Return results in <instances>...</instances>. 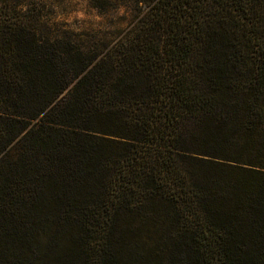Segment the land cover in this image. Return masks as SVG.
<instances>
[{
  "label": "trees",
  "instance_id": "obj_1",
  "mask_svg": "<svg viewBox=\"0 0 264 264\" xmlns=\"http://www.w3.org/2000/svg\"><path fill=\"white\" fill-rule=\"evenodd\" d=\"M134 1L98 48L0 0V264H264V0Z\"/></svg>",
  "mask_w": 264,
  "mask_h": 264
},
{
  "label": "rangeland",
  "instance_id": "obj_2",
  "mask_svg": "<svg viewBox=\"0 0 264 264\" xmlns=\"http://www.w3.org/2000/svg\"><path fill=\"white\" fill-rule=\"evenodd\" d=\"M29 10L38 21L39 33L50 38L70 37L83 45L102 48L117 43L147 12L134 0H111L96 9L92 0H6Z\"/></svg>",
  "mask_w": 264,
  "mask_h": 264
}]
</instances>
